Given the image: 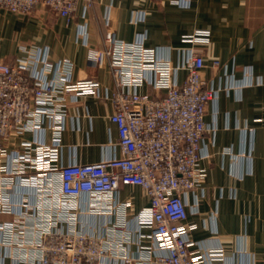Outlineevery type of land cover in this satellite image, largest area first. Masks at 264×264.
I'll list each match as a JSON object with an SVG mask.
<instances>
[{"label": "built area", "instance_id": "1", "mask_svg": "<svg viewBox=\"0 0 264 264\" xmlns=\"http://www.w3.org/2000/svg\"><path fill=\"white\" fill-rule=\"evenodd\" d=\"M169 1L184 6L189 2ZM79 2L84 11L93 5L92 0H0V9L30 15L41 6L70 21ZM182 41L206 43L208 33L197 31ZM21 52L10 63L0 62V215L13 217L0 221V248L7 249L11 260L139 264L123 248L130 238L124 214L112 228V242L77 228L82 196L89 198V214L124 213L129 204L117 203L115 196L121 188L135 186L149 201L147 209L135 216L138 232L148 230L139 235L154 243L153 254L150 248L142 251L145 264H223L221 248L193 249L196 244L189 233L195 227L186 223L184 197L205 176L199 168L201 143L208 131L204 116L216 96L201 76L203 55L190 49L181 64L173 66L157 50L145 47L143 38L127 42L107 31L102 48H87L86 60L112 79L113 89H104L103 98L112 107L109 121L117 130L119 156L63 165L60 139L68 97H100L101 84L96 79L73 81L72 63L51 62L45 48L23 47ZM218 65L213 62L214 68ZM180 70L185 77L177 82ZM144 86L154 93L140 92ZM45 130L50 134L48 144ZM27 133L32 140L16 143ZM17 186L26 191L20 198ZM29 191L33 205L28 204Z\"/></svg>", "mask_w": 264, "mask_h": 264}, {"label": "crops", "instance_id": "2", "mask_svg": "<svg viewBox=\"0 0 264 264\" xmlns=\"http://www.w3.org/2000/svg\"><path fill=\"white\" fill-rule=\"evenodd\" d=\"M92 1L86 11L79 2L70 21L41 6L30 15L0 9V62L10 63L23 55V47L36 46L47 50L51 62L69 60L73 81L96 79L101 84L100 97H68L61 163L92 164L119 156L117 130L109 121L112 107L103 98L113 82L106 70L88 64L87 48H102L105 33L111 31L127 42L143 38L145 47L157 50L173 66L192 49L203 55L201 76L216 91L204 116L208 131L201 143L199 168L205 176L184 197L186 223L195 227L189 233L196 244L193 249L221 248L223 264H264V0H189L185 6L169 0ZM137 16L141 20L135 21ZM197 31L208 33L206 43L182 41ZM214 61L219 63L216 68ZM184 77L183 70L177 72V82ZM140 92L154 93L148 86ZM32 139L27 133L16 143ZM43 139L50 142L48 130ZM17 187L20 198L26 191ZM27 194L33 205V193ZM115 200L129 204L124 213L96 215L89 214V198L82 196L77 228L112 242V228L124 214L130 234L129 243L123 244L125 254L145 264L142 251L150 248L153 254L154 243L139 235L148 230L138 232L135 216L147 209L148 198L140 187L126 186ZM12 219L0 215V221ZM1 263L16 264L7 249L0 248Z\"/></svg>", "mask_w": 264, "mask_h": 264}]
</instances>
